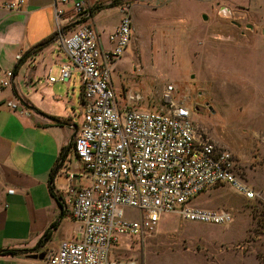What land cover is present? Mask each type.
<instances>
[{"label": "rangeland", "instance_id": "rangeland-1", "mask_svg": "<svg viewBox=\"0 0 264 264\" xmlns=\"http://www.w3.org/2000/svg\"><path fill=\"white\" fill-rule=\"evenodd\" d=\"M179 5L180 11L146 1L132 6V39L125 64L112 73L115 90L121 102L139 96L134 106L159 110L167 108L172 86L173 102L191 111L196 138L229 151L259 196L247 200L227 184L214 186L190 206L226 211L229 222L163 214L153 233L121 236L110 256L120 264H264V24L253 27L240 14H202L198 0ZM75 118L82 120L81 105ZM139 214L125 210L127 217Z\"/></svg>", "mask_w": 264, "mask_h": 264}, {"label": "built area", "instance_id": "built-area-1", "mask_svg": "<svg viewBox=\"0 0 264 264\" xmlns=\"http://www.w3.org/2000/svg\"><path fill=\"white\" fill-rule=\"evenodd\" d=\"M25 1L0 0V8L15 10ZM118 7L122 17L108 36L110 48H105L98 30L86 23L91 10L87 0H54L55 42L68 61L59 78L49 81L68 80L73 72L79 75L82 120L73 151L89 184L75 185L70 175L69 186L59 195L69 216L80 224V236L45 252L48 264H120L110 256L119 238L153 233L167 213L185 221L225 224L231 220L228 212L190 206L195 197L217 185L227 184L247 200L259 196L236 172L229 151L196 138L191 111L173 102L172 86L165 93L166 109L136 107L133 102L139 96L120 101L112 73L131 43L133 18L131 3ZM12 76L11 70L5 72L1 85H9ZM8 106L24 113L18 102ZM127 208L138 210L139 216L127 217Z\"/></svg>", "mask_w": 264, "mask_h": 264}, {"label": "crops", "instance_id": "crops-1", "mask_svg": "<svg viewBox=\"0 0 264 264\" xmlns=\"http://www.w3.org/2000/svg\"><path fill=\"white\" fill-rule=\"evenodd\" d=\"M87 1L95 8L112 0ZM142 1L149 8L160 4L180 11L183 0H136L132 6ZM198 3L202 14H240L253 27L264 24V0ZM58 7L71 9V5ZM121 17L118 6L101 7L90 13L86 23L98 30L101 43L110 48L108 36ZM55 33L54 0H26L15 10L0 8V80L5 72L14 71L9 85L0 83V249L33 248L53 224L50 239L32 254L55 251L61 242L80 236V224L69 216L59 195L69 186L70 175L75 185L89 184L73 151L81 123L75 118L81 105V81L79 95L72 87L77 73L65 81H49V77L59 78L68 61L55 41L26 56ZM125 62L120 58L116 66ZM9 102H18L24 113L10 108ZM30 255H0V264H48Z\"/></svg>", "mask_w": 264, "mask_h": 264}, {"label": "trees", "instance_id": "trees-1", "mask_svg": "<svg viewBox=\"0 0 264 264\" xmlns=\"http://www.w3.org/2000/svg\"><path fill=\"white\" fill-rule=\"evenodd\" d=\"M136 1V0H135ZM123 0H112L109 4L105 5V6H98L95 8H91L90 13L94 12L97 8H101V7H109V6H118L119 4L123 3ZM55 36L56 34H54V36L42 41L40 43V45H38L37 47H35L33 50H30L26 56L30 55L31 53L35 52L36 50H38L41 46L46 45L47 43H50L51 41H55ZM19 67V64L17 65L16 69ZM14 73V71H12ZM54 226V224L43 234V236L40 238L39 242L37 243V245L33 248H22V249H0V255H22V254H32V253H36L38 251V249L42 248L45 243H47V241L50 239V229Z\"/></svg>", "mask_w": 264, "mask_h": 264}, {"label": "water", "instance_id": "water-1", "mask_svg": "<svg viewBox=\"0 0 264 264\" xmlns=\"http://www.w3.org/2000/svg\"><path fill=\"white\" fill-rule=\"evenodd\" d=\"M45 255V252L37 253V254H31L30 257L34 259H40L43 260Z\"/></svg>", "mask_w": 264, "mask_h": 264}]
</instances>
